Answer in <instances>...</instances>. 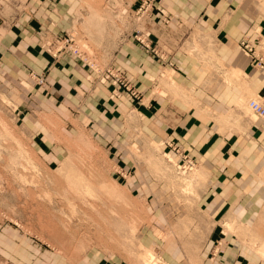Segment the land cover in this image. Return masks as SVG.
Wrapping results in <instances>:
<instances>
[{"label":"crops","instance_id":"crops-1","mask_svg":"<svg viewBox=\"0 0 264 264\" xmlns=\"http://www.w3.org/2000/svg\"><path fill=\"white\" fill-rule=\"evenodd\" d=\"M115 1L3 3L0 87L14 82V95L26 92L32 97L24 103L18 97L22 94L14 97L20 112L24 107L29 110L15 129L38 149L49 143L54 128L117 145L136 127L143 137L169 138L201 160L206 166L201 170L210 175L200 203L203 220L234 226L235 238L228 237L234 247L224 250L216 264H261L248 245L264 247V122L247 110L246 103L255 99L264 106V67L253 66L236 46L246 38L264 57V4L248 0L155 3L156 11L136 28L149 33L148 45L158 49L159 59L127 40L116 57L121 60H115L142 89V99L134 101L111 98L110 87L90 82L85 64L69 52L55 57L51 52L74 27L81 34L114 27ZM195 46L200 48L198 55L190 52ZM22 63L33 75L44 74V85L35 83L24 90L17 84L24 77ZM157 71L175 81L164 96L150 92V78ZM40 114L56 126L38 120Z\"/></svg>","mask_w":264,"mask_h":264},{"label":"rangeland","instance_id":"rangeland-1","mask_svg":"<svg viewBox=\"0 0 264 264\" xmlns=\"http://www.w3.org/2000/svg\"><path fill=\"white\" fill-rule=\"evenodd\" d=\"M115 2L114 27L87 34L74 27L51 52L79 58L88 80L108 85L111 98L139 101L142 89L115 60H121L116 57L127 40L159 59L158 49L148 45L149 33L136 28L156 10L152 6L137 19L144 0ZM67 36L78 54L58 50ZM190 52L198 55L200 48ZM21 65L27 70L17 84L24 90L44 85V74L33 75ZM173 81L157 71L150 78L151 94L164 96ZM14 84L0 87V264H147L150 252L151 264H216L234 247L228 238H235L234 226L203 220L200 203L210 175L201 170L206 168L201 160L169 138L143 137L138 127L118 145L54 128L49 143L38 149L15 129L29 110L20 112L14 97L22 94L23 103L32 97L14 95ZM38 120L54 126L43 114ZM248 246L264 264V247Z\"/></svg>","mask_w":264,"mask_h":264},{"label":"built area","instance_id":"built-area-1","mask_svg":"<svg viewBox=\"0 0 264 264\" xmlns=\"http://www.w3.org/2000/svg\"><path fill=\"white\" fill-rule=\"evenodd\" d=\"M15 1V0H0V10L3 6L4 2ZM163 0H144L143 4L138 8L135 12L137 19H141L147 10H150V7L154 6L156 2H161ZM72 40L69 36L65 37L61 41L60 47L58 50H71L74 54H78V50L76 48L71 47ZM239 49L248 57L251 58V62L253 66L256 68L262 69L264 67V57L252 46L249 40L246 38L241 39L238 42ZM117 78V77H116ZM247 107L250 112L264 122V106L256 101V100H249L247 103Z\"/></svg>","mask_w":264,"mask_h":264},{"label":"bare ground","instance_id":"bare-ground-1","mask_svg":"<svg viewBox=\"0 0 264 264\" xmlns=\"http://www.w3.org/2000/svg\"><path fill=\"white\" fill-rule=\"evenodd\" d=\"M251 100V99H250ZM254 100V99H253ZM249 101V100H248ZM248 101H247V103H248ZM238 102V101H237ZM236 106V105H235ZM238 107V106H237ZM240 107H242V106H240ZM239 107V108H240ZM244 107V106H243ZM248 108V107H247ZM249 110V109H248ZM250 111V110H249ZM249 113V112H248ZM250 116V115H249ZM255 116V115H254ZM256 117V116H255ZM148 254V258L146 259L145 258V263H147V264H151L152 262H153V254L150 252V253H147ZM153 264H155V263H153Z\"/></svg>","mask_w":264,"mask_h":264}]
</instances>
